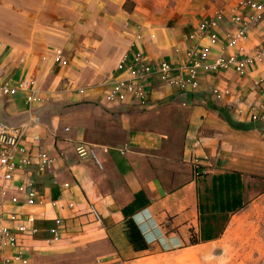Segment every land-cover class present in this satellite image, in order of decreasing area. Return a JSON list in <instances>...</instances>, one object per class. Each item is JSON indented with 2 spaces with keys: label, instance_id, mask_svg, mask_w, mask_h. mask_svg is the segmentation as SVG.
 I'll return each instance as SVG.
<instances>
[{
  "label": "crops",
  "instance_id": "0c3cea01",
  "mask_svg": "<svg viewBox=\"0 0 264 264\" xmlns=\"http://www.w3.org/2000/svg\"><path fill=\"white\" fill-rule=\"evenodd\" d=\"M243 2L0 0V85L17 90L0 96V124L25 125L28 152L41 149L54 160L51 174L30 168L26 175L42 204L22 206L24 196L15 193L20 205L13 206L11 192L3 205L35 215L37 235L19 240L31 253L29 264L60 257L136 264L144 255L190 246L192 239L215 242L244 225L248 208L264 195V64L243 75L200 74L188 94L153 82L143 103L103 100L117 64L136 50L150 63H181L191 45L211 60L250 56L264 42V22L249 23L244 37L227 47L228 35L236 33L232 18L256 15ZM209 21L216 24L215 42L197 32ZM214 90L228 95L216 102ZM78 146L91 149L100 167L90 157L79 159ZM59 218L62 235L52 242L47 230ZM234 219L242 224L233 228ZM128 220L146 251L128 243ZM16 253L7 250L9 257Z\"/></svg>",
  "mask_w": 264,
  "mask_h": 264
},
{
  "label": "built area",
  "instance_id": "2783aa9c",
  "mask_svg": "<svg viewBox=\"0 0 264 264\" xmlns=\"http://www.w3.org/2000/svg\"><path fill=\"white\" fill-rule=\"evenodd\" d=\"M243 6L251 7L255 11L260 10V6L255 5L250 0H245ZM216 17L220 16L217 15ZM260 21L261 18L258 15L245 20L240 17L232 18V22L236 25V33L233 36L228 35L227 47L233 48L244 37L249 23ZM215 27L216 24L213 21L204 22L198 27L197 32L211 42H215L217 40V35L213 31ZM136 39L139 41L140 36H136ZM60 55L61 53L57 51L56 59L59 60ZM261 64H264V42L255 48L250 56L239 57L232 54L226 58L217 57L213 60L209 58V54L205 50H200L196 45H191L185 51L181 63L167 61L150 63L145 54L136 50L131 54H125L117 64L114 74L106 84L107 89L103 100L112 106L143 103L148 98L153 82L170 86L183 94H188L197 88L200 74L233 70L235 73L243 75L248 67ZM25 87L23 84L20 85V88ZM16 93L17 90L12 89L8 84L0 85V96L12 97ZM80 93L83 94V91L81 90ZM224 95H228L227 90L223 93L218 90L212 92L216 102H220ZM28 100L31 101V98ZM260 109L264 111V106ZM252 117L255 120L258 115L254 113ZM25 127V125L9 127L0 124V264H29L31 253L19 246V240L22 237L34 239L38 233L34 227L35 215L31 212L19 213L4 210L3 205L6 198L13 192L14 194L8 199V203L13 206L20 205L17 195H23L25 198L22 206L31 208L42 204L40 192L35 184L26 178V175L30 168H35L36 173L40 176L51 174L54 168V160L41 149L35 155H31L23 145L26 134ZM74 152L79 159L90 157L100 167L91 149L78 146ZM198 166V164L195 166V174ZM20 176L21 180L17 182V178ZM15 184L16 186L13 188ZM63 187L67 188L68 185H63ZM50 205L57 207L58 203L52 202ZM67 208L74 210L72 204H68ZM89 212L98 221V216L92 207L89 208ZM5 222L8 224L6 225ZM62 229L63 220L55 219L54 226L47 230L52 242L60 239ZM9 249H16L17 253L9 257L7 255Z\"/></svg>",
  "mask_w": 264,
  "mask_h": 264
},
{
  "label": "rangeland",
  "instance_id": "374dc122",
  "mask_svg": "<svg viewBox=\"0 0 264 264\" xmlns=\"http://www.w3.org/2000/svg\"><path fill=\"white\" fill-rule=\"evenodd\" d=\"M250 1L260 6L256 15L264 22V0ZM93 262L98 263L86 257H60L53 264ZM136 264H264V195L250 205L248 218L236 233H225L215 242L144 255Z\"/></svg>",
  "mask_w": 264,
  "mask_h": 264
},
{
  "label": "trees",
  "instance_id": "16d2710c",
  "mask_svg": "<svg viewBox=\"0 0 264 264\" xmlns=\"http://www.w3.org/2000/svg\"><path fill=\"white\" fill-rule=\"evenodd\" d=\"M202 175H203L202 174V167L198 166V168L196 169V176L199 178ZM225 222H226V220H225ZM125 235H126V238L128 240V243L130 244V246L132 247V249L135 252H144L147 250V246L145 245V243H144V241L140 235V232L138 231L135 224L130 220H128L125 223ZM215 239L218 240L219 238H215ZM216 240H213V241H216ZM205 243H210V242H208V241L198 242L194 239L190 240V246H196V245L205 244Z\"/></svg>",
  "mask_w": 264,
  "mask_h": 264
},
{
  "label": "bare ground",
  "instance_id": "6f19581e",
  "mask_svg": "<svg viewBox=\"0 0 264 264\" xmlns=\"http://www.w3.org/2000/svg\"><path fill=\"white\" fill-rule=\"evenodd\" d=\"M240 221H242V220H240ZM238 219H234L233 221H232V223H231V225H232V227L234 228V227H239L241 224H242V222H240ZM228 233H230V232H228Z\"/></svg>",
  "mask_w": 264,
  "mask_h": 264
}]
</instances>
